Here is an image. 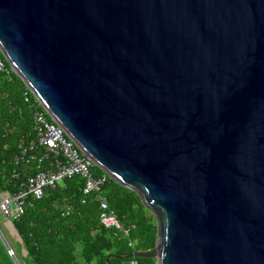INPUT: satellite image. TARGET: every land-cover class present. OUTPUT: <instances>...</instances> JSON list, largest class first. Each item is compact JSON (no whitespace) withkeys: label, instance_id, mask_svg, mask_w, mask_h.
Instances as JSON below:
<instances>
[{"label":"water","instance_id":"1","mask_svg":"<svg viewBox=\"0 0 264 264\" xmlns=\"http://www.w3.org/2000/svg\"><path fill=\"white\" fill-rule=\"evenodd\" d=\"M0 51L156 218L119 258L264 264V0H0Z\"/></svg>","mask_w":264,"mask_h":264},{"label":"trees","instance_id":"2","mask_svg":"<svg viewBox=\"0 0 264 264\" xmlns=\"http://www.w3.org/2000/svg\"><path fill=\"white\" fill-rule=\"evenodd\" d=\"M27 89L17 74L0 72V194H15L37 171L36 162L17 160L37 136L36 108L34 99L26 102ZM101 174V169L93 170L94 176ZM83 187L80 177L66 180L48 190L42 200L30 198L24 216L13 221L32 264H129L131 259L119 257L155 249L156 218L136 192L112 179L103 191L122 223L133 227L127 239L101 223L99 203L95 195L85 196ZM67 206L74 210L69 216L63 215ZM137 260L139 264H156L155 259ZM0 264H14L1 238Z\"/></svg>","mask_w":264,"mask_h":264},{"label":"built area","instance_id":"3","mask_svg":"<svg viewBox=\"0 0 264 264\" xmlns=\"http://www.w3.org/2000/svg\"><path fill=\"white\" fill-rule=\"evenodd\" d=\"M0 72L9 76L15 73L2 53H0ZM24 95L26 102L34 99L37 136L24 148L21 159L17 158V160L27 164L36 162L37 171L28 177L15 194H0V214L9 220L13 227V221L24 216L30 198L42 200L48 190L60 187L61 182L80 177L84 180L83 194L95 195L99 203L101 223L106 228L114 229L123 237L130 239L133 227L122 223L103 192L111 179L110 175L103 171L100 176H94L93 170L98 168L94 160L87 156L64 128L50 117L29 88ZM73 212V208L67 206L63 215L69 216ZM129 246L134 248V242L130 241ZM6 251L14 264H21L16 250L8 243H6ZM129 264H139V262L137 258H132Z\"/></svg>","mask_w":264,"mask_h":264},{"label":"rangeland","instance_id":"4","mask_svg":"<svg viewBox=\"0 0 264 264\" xmlns=\"http://www.w3.org/2000/svg\"><path fill=\"white\" fill-rule=\"evenodd\" d=\"M63 183L64 182H61L60 186H62ZM6 222H8V224H6ZM0 238L2 239L5 247H6V243H8L16 250L18 260L20 261L21 264H32V261L27 256V253L26 254L24 253V251H26V248L23 245L20 236L17 234L14 228L9 224V220L4 218V216L1 214H0Z\"/></svg>","mask_w":264,"mask_h":264},{"label":"crops","instance_id":"5","mask_svg":"<svg viewBox=\"0 0 264 264\" xmlns=\"http://www.w3.org/2000/svg\"><path fill=\"white\" fill-rule=\"evenodd\" d=\"M6 224H8V222H6ZM9 224H10V222H9ZM14 230H16V229H15V227H14ZM24 253L26 254L27 252H26V251H24Z\"/></svg>","mask_w":264,"mask_h":264},{"label":"bare ground","instance_id":"6","mask_svg":"<svg viewBox=\"0 0 264 264\" xmlns=\"http://www.w3.org/2000/svg\"><path fill=\"white\" fill-rule=\"evenodd\" d=\"M11 228V227H10Z\"/></svg>","mask_w":264,"mask_h":264}]
</instances>
